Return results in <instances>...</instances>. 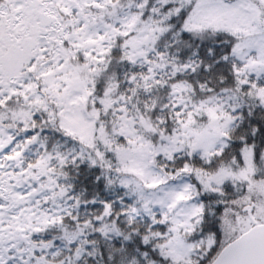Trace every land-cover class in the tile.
<instances>
[{"label": "snow or ice", "instance_id": "obj_1", "mask_svg": "<svg viewBox=\"0 0 264 264\" xmlns=\"http://www.w3.org/2000/svg\"><path fill=\"white\" fill-rule=\"evenodd\" d=\"M0 264H264V0H0Z\"/></svg>", "mask_w": 264, "mask_h": 264}]
</instances>
